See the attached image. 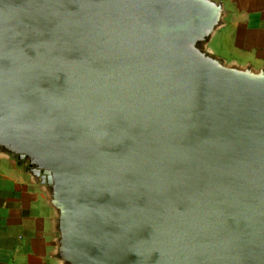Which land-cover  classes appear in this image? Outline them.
I'll return each instance as SVG.
<instances>
[{
	"label": "water",
	"instance_id": "obj_1",
	"mask_svg": "<svg viewBox=\"0 0 264 264\" xmlns=\"http://www.w3.org/2000/svg\"><path fill=\"white\" fill-rule=\"evenodd\" d=\"M224 0H0V160L54 264H264V63Z\"/></svg>",
	"mask_w": 264,
	"mask_h": 264
},
{
	"label": "crops",
	"instance_id": "obj_2",
	"mask_svg": "<svg viewBox=\"0 0 264 264\" xmlns=\"http://www.w3.org/2000/svg\"><path fill=\"white\" fill-rule=\"evenodd\" d=\"M231 14L219 48L240 60L264 63V0H224ZM20 165L0 160V264H54L51 208Z\"/></svg>",
	"mask_w": 264,
	"mask_h": 264
}]
</instances>
